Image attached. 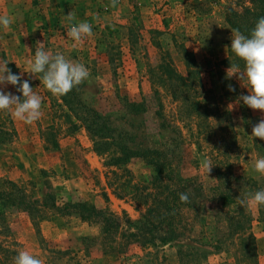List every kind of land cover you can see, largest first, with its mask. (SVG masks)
I'll return each mask as SVG.
<instances>
[{
    "label": "rangeland",
    "instance_id": "374dc122",
    "mask_svg": "<svg viewBox=\"0 0 264 264\" xmlns=\"http://www.w3.org/2000/svg\"><path fill=\"white\" fill-rule=\"evenodd\" d=\"M250 6V0H117L116 7L111 0H0V15L14 18L10 28L0 27V61H10L7 67L22 81L28 80L42 98V115L36 122L29 125L10 114L11 124L4 121L3 127L15 133L12 141L0 145V190L11 188L7 182L16 185L27 199L36 201V217L4 209L0 242L17 252L29 251L43 264H235L228 233L234 227L232 218L245 213L249 217L245 234L256 239L257 264H264V206L249 212L239 204L247 193L264 189V175L254 171L255 161L264 157V140L250 135L264 113L245 107L251 120L246 138L239 102L232 95L230 101L219 97V91L212 90L210 74L231 46L227 11L242 14ZM69 12L75 14L73 23L87 21L93 30L75 48L64 19ZM38 42L88 69V79L74 87L84 106L107 117L110 126L127 134L135 147L162 151L175 166L177 179H182L180 185L194 187L193 202L199 208L195 221L193 211L186 215L185 223L193 226L185 237L145 246L131 243L124 253H103L98 224L44 208L47 197L48 205L52 199L58 205L86 202L116 217L122 231H135L144 205L123 196L124 192L118 197L107 180L114 181L116 188L128 179L146 187L153 170L140 160L119 167L105 165L107 160L94 152L85 128L72 115L76 130L65 119L60 97L52 95L39 78L23 72ZM186 54L199 70L201 86L195 89L207 99L209 112L214 106L229 112L232 128L224 118L206 123L185 117L168 92L149 77L148 67L167 60L185 76ZM221 69L226 73V67ZM229 79L237 86V97L249 94L236 76ZM0 87L17 95L13 85ZM124 101H144L148 109L134 115ZM6 114L0 111V123ZM204 157L213 164L208 177L199 166ZM184 178L191 180L184 184ZM226 194L236 203L223 206L221 198ZM41 216L44 219L37 220ZM204 219L220 232V241L212 246L196 241L198 221Z\"/></svg>",
    "mask_w": 264,
    "mask_h": 264
},
{
    "label": "trees",
    "instance_id": "16d2710c",
    "mask_svg": "<svg viewBox=\"0 0 264 264\" xmlns=\"http://www.w3.org/2000/svg\"><path fill=\"white\" fill-rule=\"evenodd\" d=\"M251 6L244 10L242 14L228 10L225 20L231 29H239L241 33L248 36L254 28L260 17H264V0H250ZM228 48V56L217 63V68L210 70L212 80V90L215 88L219 91V97L230 101L229 97L234 96V100L239 102L240 120L242 126L245 127L246 138L247 129L251 122L250 116L246 114V105L239 100L237 86L231 79L227 78L226 73L221 67L229 68L231 64H238L243 70L244 62L238 59L235 54ZM186 75L183 76L173 68L169 60L160 62L156 67H148V75L155 79V84L162 87L168 92L170 98L178 105L187 118H194L203 122H210L212 119L221 122L224 118L232 126L229 112L222 111L218 106H214L213 111L209 112L207 99L200 96L195 86H201L199 70L194 66L193 58L190 54H186ZM190 59V61L188 60ZM164 60V59H163ZM195 67V68H194ZM231 85L235 91H229ZM16 90L17 86H13ZM17 96L22 97V93L17 92ZM61 105L65 107V119L72 124L76 130L77 124L71 120V115L78 121L87 131V134L93 141L94 152L105 158L106 166L119 167L127 165L132 161H143L153 170V176L149 186H139L131 181L125 182L116 188L114 181L107 180V186L113 187L114 193L118 197L129 196L132 200L140 202L144 205V212L141 213L140 223L135 231H122L118 224V219L104 210H99L95 206L86 202H66L61 205L54 204L53 199L48 205L50 197L43 201L44 208L52 210L58 215H77L81 221L87 223H96L100 227L101 245L103 253H124L128 245L131 243H139L141 246L154 244L155 241L168 242L183 238L187 232L192 230V226L185 223L186 215H191L192 219L197 218L196 209L199 208L193 202L192 192L194 187L187 184L190 178H184L183 186L180 185L175 172V166L167 160L162 151L151 148L135 147L131 144L127 134L118 131L109 124V119L102 116L95 108L84 106L77 97L75 88L68 94L59 96ZM126 109L136 115L147 111L144 101L139 103H127L124 101ZM82 109V114H79ZM180 112V111H179ZM181 114V115H182ZM1 119V118H0ZM223 119V121H225ZM11 124L9 113L7 112L5 119L0 123V145L10 142L14 138L13 128L3 127L4 121ZM1 121V122H2ZM230 121V122H229ZM231 123V124H230ZM253 127V126H252ZM251 127V128H252ZM251 135V134H250ZM234 140V138H233ZM254 142V141H253ZM113 176H117L115 172H111ZM11 188L0 190V223L5 222L4 209H19L26 211L33 219H35L36 208L33 203L27 199L24 192L17 188L13 183H9ZM196 186V185H195ZM144 190V191H143ZM145 190L147 192H145ZM119 191V192H117ZM121 192H124L121 196ZM118 193V194H117ZM133 193V196H132ZM188 194L189 201L187 203L180 201V194ZM225 198H221L222 205H230L236 203V198L230 194H226ZM44 217L37 219L41 221ZM34 221V220H33ZM249 222V217L245 213H239L232 218L230 232L232 244L235 247L234 259L235 264H257V242L252 235L245 234L248 227L244 223ZM199 230L196 241L200 246H209L220 241L219 230L217 226L207 219L198 221ZM6 229V228H4ZM18 252L11 244L0 242V264H14V258Z\"/></svg>",
    "mask_w": 264,
    "mask_h": 264
},
{
    "label": "clouds",
    "instance_id": "9594fccd",
    "mask_svg": "<svg viewBox=\"0 0 264 264\" xmlns=\"http://www.w3.org/2000/svg\"><path fill=\"white\" fill-rule=\"evenodd\" d=\"M117 0H111V6L116 7ZM69 27L67 36L73 41V47L83 44L85 38L93 35L92 25L87 21L73 23L75 14L69 12L64 17ZM14 23L10 15H0V27L8 29ZM231 51L244 62L243 70L238 64H231L226 69L227 78L236 76L242 86L248 89L247 95H241L239 100L252 110L264 113V17H260L246 36L239 29L231 30ZM8 60L0 61V86H17L16 91L22 93V97L5 92L0 87V111H7L13 118L26 124H32L41 118L42 98L33 91L28 80L21 79V75L14 74L7 67ZM19 68V66L17 65ZM23 72L39 78L44 87L54 96H64L74 87L88 79L90 73L81 63L66 59L65 56L56 52L45 50L44 44L38 42L34 57L26 62ZM229 91L235 89L229 85ZM251 136L264 140V118L252 127ZM200 169L208 177L213 164L211 159L204 157L200 161ZM254 171L264 175V157L255 161ZM180 201L187 203L188 194L181 193ZM240 206L249 212L264 206V189L249 192L244 199L239 200ZM14 264H43L42 260L27 250H21L14 258Z\"/></svg>",
    "mask_w": 264,
    "mask_h": 264
},
{
    "label": "crops",
    "instance_id": "0c3cea01",
    "mask_svg": "<svg viewBox=\"0 0 264 264\" xmlns=\"http://www.w3.org/2000/svg\"><path fill=\"white\" fill-rule=\"evenodd\" d=\"M22 49V48H21Z\"/></svg>",
    "mask_w": 264,
    "mask_h": 264
}]
</instances>
